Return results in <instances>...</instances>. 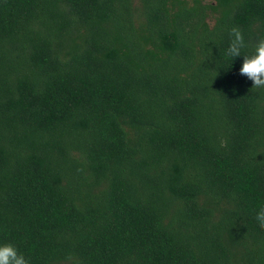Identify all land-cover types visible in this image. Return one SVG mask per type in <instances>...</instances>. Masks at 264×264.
I'll list each match as a JSON object with an SVG mask.
<instances>
[{"label":"trees","instance_id":"obj_1","mask_svg":"<svg viewBox=\"0 0 264 264\" xmlns=\"http://www.w3.org/2000/svg\"><path fill=\"white\" fill-rule=\"evenodd\" d=\"M264 0H0V244L29 264H264Z\"/></svg>","mask_w":264,"mask_h":264},{"label":"clouds","instance_id":"obj_2","mask_svg":"<svg viewBox=\"0 0 264 264\" xmlns=\"http://www.w3.org/2000/svg\"><path fill=\"white\" fill-rule=\"evenodd\" d=\"M246 47L242 31L233 27L230 31V43L226 55L231 57L243 56L239 74L251 80L253 88H264V37L258 39L251 54L242 55ZM255 220L264 229V206L255 213ZM0 264H29L28 259L11 243L0 244Z\"/></svg>","mask_w":264,"mask_h":264}]
</instances>
